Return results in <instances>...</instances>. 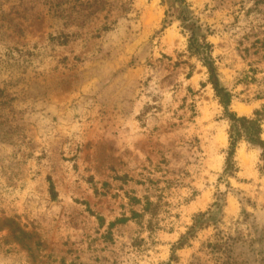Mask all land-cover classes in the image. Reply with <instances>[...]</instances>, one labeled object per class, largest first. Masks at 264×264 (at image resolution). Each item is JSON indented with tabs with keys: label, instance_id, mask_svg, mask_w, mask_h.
<instances>
[{
	"label": "rangeland",
	"instance_id": "rangeland-1",
	"mask_svg": "<svg viewBox=\"0 0 264 264\" xmlns=\"http://www.w3.org/2000/svg\"><path fill=\"white\" fill-rule=\"evenodd\" d=\"M193 24L253 117L264 0H0V264H264V154L224 175Z\"/></svg>",
	"mask_w": 264,
	"mask_h": 264
},
{
	"label": "trees",
	"instance_id": "trees-1",
	"mask_svg": "<svg viewBox=\"0 0 264 264\" xmlns=\"http://www.w3.org/2000/svg\"><path fill=\"white\" fill-rule=\"evenodd\" d=\"M163 2L165 0H162ZM175 3L182 5L186 4V0H173ZM97 10H100L97 8ZM199 26L193 24L190 31V39L188 42V52L191 56L200 59L208 72V83L212 86L215 96L223 108L224 115L229 122V147L225 155V169L224 175L231 177L238 172L235 156L237 147L241 142H245L253 147L262 149L264 154V134L263 120L264 108L261 111H256L253 117H240L230 110L232 105L231 94L220 85L217 70L212 59L213 46L206 41L203 36H199L197 31ZM50 193L52 197L55 194L54 186L50 183ZM204 215H199L197 218H203ZM201 225L194 224L186 235H183L173 250L184 247L186 240L193 236L195 229L200 228ZM174 256L171 259L173 261Z\"/></svg>",
	"mask_w": 264,
	"mask_h": 264
}]
</instances>
